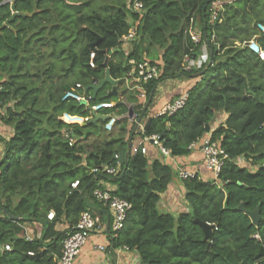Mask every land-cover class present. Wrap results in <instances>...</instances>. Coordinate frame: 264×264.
Returning a JSON list of instances; mask_svg holds the SVG:
<instances>
[{"label": "trees", "instance_id": "1", "mask_svg": "<svg viewBox=\"0 0 264 264\" xmlns=\"http://www.w3.org/2000/svg\"><path fill=\"white\" fill-rule=\"evenodd\" d=\"M215 2L223 6L212 19ZM127 3L0 0V27L12 17L13 6L18 12L0 31V118L13 128L8 139L0 137V264H55L81 213L103 206L94 194L104 186L101 180L115 185L114 193L132 204L112 246L137 251L139 264H264V59L246 45L255 38L264 51V0H147L138 37L128 52L122 38L139 14ZM196 25L202 37L198 43L190 37ZM204 45L208 60L186 70L185 57L197 59ZM130 58L150 59L161 69L146 85L144 104L138 102L137 90L122 87ZM107 68L120 79L117 93L109 83L95 96L92 89L87 91L91 105L115 104L99 111L104 116L127 112L120 96L124 92L128 102L138 103L137 116L148 119L159 83L180 76L197 79L185 105L152 116L144 133L159 134L176 157L189 155L190 144L207 132L225 149L228 156L218 180H204L198 173L181 179L188 211L176 215L159 205L161 194L178 175L173 164L141 151L124 163L115 158L140 134L133 132L135 122L129 129V120L117 119L118 134L113 135V129L104 138L109 118L85 124L62 119L64 113L90 115L84 104L63 96L76 84L85 92L87 85L105 77ZM219 112L227 118L211 131ZM65 129H72L76 145H69ZM93 136L88 149L84 142ZM118 163V175L92 172ZM76 180L79 185L73 188ZM242 203L249 211H259L258 224L239 210ZM51 210L53 220L47 216ZM197 218L213 225L212 239L205 238L194 222ZM35 222L43 225L42 234L28 240L22 224ZM60 223L68 224V230H59ZM7 244L10 250L4 248Z\"/></svg>", "mask_w": 264, "mask_h": 264}, {"label": "built area", "instance_id": "2", "mask_svg": "<svg viewBox=\"0 0 264 264\" xmlns=\"http://www.w3.org/2000/svg\"><path fill=\"white\" fill-rule=\"evenodd\" d=\"M147 0H128V8L139 14V18L134 22L133 26L130 28L129 32L123 36V48L132 49V43L138 37V29L142 24V19L145 13V4ZM223 2H215L211 5L210 11L212 13V19H217L219 10L222 9ZM260 27L264 30V26L260 25ZM191 39L198 43L202 40L201 33L197 32L195 29L190 30ZM215 39V35H213V40ZM250 49L259 54V56L264 59V51L256 42L255 38L246 43ZM128 50V51H129ZM127 51V52H128ZM197 59H193L189 56L185 57L186 62V70H192V68H196L198 63H196ZM188 61V62H187ZM129 62L131 64V69L128 74L125 76L124 80L127 81V86L130 90H137L138 96L143 99V104L147 101V89L146 85L153 79H156L161 74L160 67L151 62L149 59H144L138 61L135 58H130ZM126 86V87H127ZM81 84H76V86L67 90L63 96L64 100H75L85 105L87 109L90 110V115L83 117L79 115H72L69 113H64L62 115V119L67 123H81L85 124L87 121L94 119V114H100V110L104 108H112L115 104L113 102H98L95 104L90 103L91 96L86 92L79 91L81 88ZM188 91L180 94L178 97L168 102L161 113H173L178 109L182 108L187 99H188ZM109 120L104 125L105 130L107 132L112 131L115 128V123L117 121V116L108 115ZM143 120V118H142ZM140 121L138 128V132L141 135V139L137 144L131 145V154L137 153L141 151L142 153L148 152V146L151 144L159 149L161 154L165 157H176L171 154L170 149L164 146L161 141V136L159 134H152L150 136H146L145 133V124L143 121ZM64 137L67 139L70 146H74L78 143V138L73 134L72 129L64 130ZM197 142L195 141L190 144L189 148L194 150L197 147ZM203 154V161L207 170L212 175L213 180H218L219 174L226 162L227 153L224 148H222L218 141L212 140L211 137L206 138L198 145ZM116 159H120V154H115ZM121 161V160H120ZM124 163V162H123ZM96 175L105 174V175H118L121 172V165L118 163L117 165L112 164H104L100 167H95L92 170ZM195 172L189 171L187 169L181 168L178 172V176L180 179H186L190 176H194ZM107 182V181H106ZM103 180L100 181V184H104V186H98L94 190V194L100 201L103 202V205L109 207L112 212V238H116L119 235V232L125 226V221L127 218V214L132 207V204L116 195L114 193L115 189H112L108 186V184ZM79 185V180H76L72 183L73 188H77ZM48 219L53 220L55 218L54 210H51L48 213ZM100 219L91 209L84 210L76 225L72 227L70 232L66 235L63 240V249L61 256L56 260L55 264H75L76 259L79 256L83 246L89 241L91 234L100 229ZM24 230V237L28 240H33L39 238L41 233L38 235H34L33 231L30 230L28 224H22ZM112 245V244H111ZM125 249H130L128 246H123ZM4 248L6 250H10L11 246L9 244L5 245ZM100 248L105 249V247L100 246ZM30 254H34L33 252H29Z\"/></svg>", "mask_w": 264, "mask_h": 264}, {"label": "crops", "instance_id": "3", "mask_svg": "<svg viewBox=\"0 0 264 264\" xmlns=\"http://www.w3.org/2000/svg\"><path fill=\"white\" fill-rule=\"evenodd\" d=\"M197 32H200L199 25H196ZM126 52L129 50L128 48H124ZM209 58V48L207 45H204L201 54L198 56L196 63L199 68L201 64L206 62ZM150 60V59H149ZM162 63L161 61H158ZM188 62V61H187ZM193 77V76H192ZM197 81L195 78L191 77H177L166 79L159 83L157 86V93L153 100L152 105L149 107V116H156L161 113L163 107L180 94L188 91V89ZM127 86V81L124 80L122 83V87ZM128 87V86H127ZM124 94V92H121ZM125 95V94H124ZM123 95V96H124ZM122 96V97H123ZM138 102L143 103V99H141L138 95ZM152 100V99H151ZM151 102V101H150ZM135 103V102H134ZM147 105V104H146ZM147 107V108H148ZM1 113V109H0ZM227 118V114L224 112H219L215 115L213 124L211 126V131L215 129V127L224 122ZM143 120H147L143 119ZM142 120V121H143ZM145 124V122L143 123ZM133 125L132 121H128V128L130 129ZM13 133V128L9 125H5L0 118V137L3 139H8ZM211 137V132H207L201 139L197 142V147L192 150V152L183 157H165L161 154L159 149L153 145L148 146V155L151 159L154 158H164L167 162L173 164L174 168L179 172L181 168L187 169L189 171L198 173L201 178L204 180H210L212 175L207 170L205 163L203 161V154L198 145L203 142L206 138ZM141 139V135H136L132 140L133 144H137ZM4 153V143L0 141V159ZM244 162V159H242ZM108 186L112 189H116L115 185L110 182H106ZM186 189L177 175L171 181L168 189L161 194L160 199V208L164 212H171L173 214H179L184 211H188L187 201L185 198ZM103 205L102 207H97L94 205L93 212L100 219V229L91 234L89 241L83 246L79 256L76 259L75 264H139L140 257L139 253L135 250L125 249L123 246L114 247L112 246V212L109 207ZM33 234H42L43 226H41L38 222L33 224H28ZM57 228L59 230H68V224L60 223ZM100 246L105 247V249L100 248Z\"/></svg>", "mask_w": 264, "mask_h": 264}, {"label": "water", "instance_id": "4", "mask_svg": "<svg viewBox=\"0 0 264 264\" xmlns=\"http://www.w3.org/2000/svg\"><path fill=\"white\" fill-rule=\"evenodd\" d=\"M13 9V15L11 18L7 19L5 21V23L0 27V31L2 28L8 26L11 21L14 20V18L16 17V15L18 14V12L15 10V7L13 6L12 7ZM25 15H27V13H25ZM204 38H205V41L207 42V35H206V32H204ZM95 45V44H93ZM92 45V46H93ZM203 72L200 71V72H197L194 74L193 77H197V76H200ZM106 83H109L113 86V91L115 93H117V89L116 87L120 84V79H114L112 76H111V72H110V69L107 68L106 70V75L103 79L99 80L97 83H94V84H89L85 87V92L87 93V91L89 89H92L93 90V93H94V96L97 94V92L103 87L104 84ZM124 94H120V96L122 97ZM123 101L126 103L127 107H128V110L127 112L124 114V115H121V116H117V119L119 118H123V119H127V120H130L132 122H135V126H134V131L133 132H136V129L138 128V125L140 123V121L142 120V117H138L137 116V113H136V110L135 108L137 107L138 103H134V102H128L126 98H124V96L122 97ZM151 99L147 102V105L145 107L144 110L147 109L149 103H150ZM94 120L98 119V118H103V119H106V118H109V116H104V115H101V114H94ZM151 120H152V116L148 117L147 119V122H146V125H145V129H148L150 124H151ZM207 131H209V126L207 127ZM131 145H132V138H130L128 140V148H127V151H121L120 152V160L121 162H125V160L130 156L131 154ZM239 210L241 211H244L246 214H248L250 216V218L252 219V222L254 224H258L260 222V214H259V211L258 210H255V211H249L245 208V204L242 203L240 206H239ZM10 217H15V216H12V215H9ZM18 218V217H16ZM196 224L200 225L203 229V231L205 232V238L206 239H212L213 238V225L208 223V222H205V221H202L200 220L199 218L195 219L194 221ZM261 255H264V248H262L261 252H260Z\"/></svg>", "mask_w": 264, "mask_h": 264}, {"label": "rangeland", "instance_id": "5", "mask_svg": "<svg viewBox=\"0 0 264 264\" xmlns=\"http://www.w3.org/2000/svg\"><path fill=\"white\" fill-rule=\"evenodd\" d=\"M145 122V120L143 121V123ZM120 129V127H115L114 128V132H113V135H115V134H118V132L120 131L119 130ZM138 135H140V134H138ZM109 136V132H105V134H104V138H107ZM96 136H93V137H91L90 139H88L87 141H85L84 143L87 145V148L88 149H90L91 148V144L95 141V138ZM210 180H212V178H210ZM40 225H41V223L40 222H38ZM41 226H43V225H41Z\"/></svg>", "mask_w": 264, "mask_h": 264}]
</instances>
